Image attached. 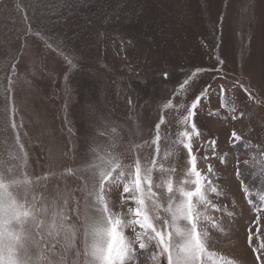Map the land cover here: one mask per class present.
Segmentation results:
<instances>
[{
	"label": "rangeland",
	"instance_id": "rangeland-1",
	"mask_svg": "<svg viewBox=\"0 0 264 264\" xmlns=\"http://www.w3.org/2000/svg\"><path fill=\"white\" fill-rule=\"evenodd\" d=\"M196 68L206 71L187 96H174ZM9 77L14 81L10 92ZM221 86L226 102L236 108L235 120L220 108ZM205 88L207 97L195 117L201 135L193 138V152L202 172L213 165V180L225 193L210 198L232 213L209 209L220 217L222 230L209 228L208 247L235 264H259L252 251L260 244L253 223L258 214L237 179L230 137L235 130L264 153V0H0V159L17 163L8 159L16 135L11 123L22 122L18 131L29 154L28 170L34 176L56 174L41 181L37 196L67 195L60 174L85 166L90 146L108 145L111 127L119 134L115 151L126 163L133 158L132 144L149 139L146 133L161 114L162 133L175 139L185 114L179 105L190 104ZM169 99L176 107L162 111ZM136 123L143 135L130 137ZM211 139L217 141L216 157L206 143ZM205 148L209 161L202 159ZM185 161L186 153L182 167ZM107 195L114 212L134 207L131 202L121 207L122 186ZM259 216L263 234L264 211ZM126 235L135 239L132 230ZM134 247L138 255L132 264H155L154 248Z\"/></svg>",
	"mask_w": 264,
	"mask_h": 264
},
{
	"label": "snow or ice",
	"instance_id": "snow-or-ice-1",
	"mask_svg": "<svg viewBox=\"0 0 264 264\" xmlns=\"http://www.w3.org/2000/svg\"><path fill=\"white\" fill-rule=\"evenodd\" d=\"M66 59L73 68L76 67L71 59ZM216 59L223 65L222 59L218 56ZM204 71L206 69L202 68L192 71L173 95L183 92L187 96L189 88ZM164 77L167 79L168 74L164 73ZM13 83L9 77V92ZM244 91L248 92L247 89ZM224 93L221 86L220 108L227 109L231 119L235 120L236 108L226 102ZM207 94L205 88L190 104L179 105L185 114L179 119L180 130L175 139L170 133H162L165 117L161 114L154 130L149 129L146 133L149 139L132 144L130 163L125 162L123 154L115 151L119 134L116 127H111L108 145L90 146V161L85 166L68 168L60 174L67 195L59 199L35 194L41 181L56 178V174L34 176L28 170L29 154L18 131L22 122L18 125L13 121L11 127L16 135L14 146L8 149V159L17 163L0 159V264H132L138 255L134 244H138L140 250L154 248L156 251L151 259L155 264L165 261L166 264H235L208 247L209 228L222 230L220 217L210 215L209 209L228 216L232 213L227 206L222 207L210 198L222 197L225 193L213 180L216 176L213 165L208 163L207 171L202 172L193 152V138L201 135L195 117ZM128 103L131 105V99ZM174 107L173 100L169 99L163 103L162 111ZM11 111L15 113L16 109ZM209 114L219 115L218 112ZM140 128L136 123L129 136H142ZM240 140L233 130L230 143ZM206 143L212 157H216L217 141L211 139ZM185 153L186 161L182 167L181 159ZM207 153L208 148H205L204 161L210 159ZM219 161L225 163L226 156H220ZM246 166L255 167L254 175L264 178V153L256 149L251 158L236 160L241 188L258 214L253 223L257 224L256 235L262 242L252 251L257 253L259 264H264V234L258 224L259 213L264 211V194L259 196V206L249 198L251 186L242 178ZM180 172L182 178L176 180ZM121 186V207L128 202L134 204L127 213L114 212L107 195ZM128 230L135 234L134 240L126 235ZM252 237L253 233L249 231L250 245Z\"/></svg>",
	"mask_w": 264,
	"mask_h": 264
},
{
	"label": "trees",
	"instance_id": "trees-1",
	"mask_svg": "<svg viewBox=\"0 0 264 264\" xmlns=\"http://www.w3.org/2000/svg\"><path fill=\"white\" fill-rule=\"evenodd\" d=\"M256 149H258L259 152L263 153L262 150L259 149L253 142H250L245 138H242L239 142L233 143L232 145V151L234 152L235 156L237 158H240L241 160L251 158V156L254 154V150ZM255 171V167L246 166L244 168L242 178L247 183V185L251 186L249 189L251 194L249 198H253L254 202H256L257 206H259V196L260 194H264V178H261L258 174L254 175ZM237 179L241 184V179ZM246 200L248 201L247 198ZM261 242L262 241L260 240V243Z\"/></svg>",
	"mask_w": 264,
	"mask_h": 264
}]
</instances>
